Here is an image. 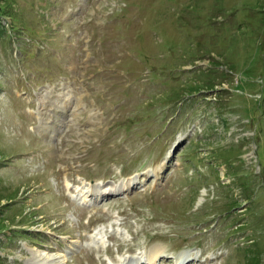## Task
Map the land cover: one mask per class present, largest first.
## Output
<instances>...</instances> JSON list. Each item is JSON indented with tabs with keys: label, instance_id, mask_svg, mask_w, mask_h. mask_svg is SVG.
I'll return each mask as SVG.
<instances>
[{
	"label": "rangeland",
	"instance_id": "obj_1",
	"mask_svg": "<svg viewBox=\"0 0 264 264\" xmlns=\"http://www.w3.org/2000/svg\"><path fill=\"white\" fill-rule=\"evenodd\" d=\"M33 253L264 264V0H0V264Z\"/></svg>",
	"mask_w": 264,
	"mask_h": 264
},
{
	"label": "bare ground",
	"instance_id": "obj_2",
	"mask_svg": "<svg viewBox=\"0 0 264 264\" xmlns=\"http://www.w3.org/2000/svg\"><path fill=\"white\" fill-rule=\"evenodd\" d=\"M44 100V101H43ZM42 101L46 104L45 106H41L40 105V109H39V116L38 117H40L41 118V120H44V119H46L48 116H50V114L48 113V112H50L49 111V109H50V107H52V106H50V105H48L49 107H48V112L45 114V113H43V114H41L40 112L42 111H44V110H46L47 111V101L45 100V98L43 99ZM52 105V104H51ZM42 107V108H41ZM44 108V109H43ZM60 112V111H59ZM51 113V112H50ZM74 115H75V112H73L72 113V117H74ZM54 116V117H53ZM57 116V112H52L51 113V117H53V119H55V117ZM72 117L71 118H69V120L70 119H72ZM52 120V119H51ZM57 120H59V119H57ZM50 121V119L48 118L46 121H41L45 126V129H46V126L48 125V126H50L51 124H52V122H51V124L49 125V122ZM55 121V120H54ZM53 121V122H54ZM48 123V124H47ZM43 127V128H44ZM52 130H54V124L53 125H51V127L49 128V130H47L48 132H52ZM46 134V133H45ZM44 134V135H45ZM84 187H86V186H84ZM84 187L83 188H81L80 190H78L77 191V194L76 195H74L73 197H79V199L81 200V202L82 203H84V204H86V202L88 201L87 199H88V197H89V195L90 194H92L93 192H94V190L95 189H98L99 191H103V192H107V190L109 191V192H111L110 190L112 189L111 187H109L108 189L107 188H105V187H103V185H102V183H99V182H97V183H91V184H89V187H93V188H88L87 190H84ZM122 187H120V189H121ZM100 194H102V193H100ZM103 194H105V193H103ZM107 194V193H106ZM72 196V195H71ZM93 233H96V232H93ZM99 233V232H98ZM97 233V234H98ZM100 235V234H99ZM90 236V235H89ZM102 238V237H101ZM100 240V239H99ZM98 244V243H97ZM97 248V247H96ZM150 252H148V255L146 256L147 257V260H148V262H149V260L150 261H152V260H154V258L157 256V254H159V252H162L161 251V248L160 247H158V246H154V247H152L150 250H149ZM36 257L34 258V259H31L30 260V264H57L58 263V259L57 258H50V257H48V256H45V257H43V256H41V254H35V253H33ZM180 256H182V255H180ZM45 259V260H44ZM119 259H120V257H119ZM187 259V258H186ZM177 260V259H176ZM122 263L121 264H134V260H131L130 259V261L128 260V262H126L125 263V259H122ZM141 261V260H140ZM62 262V261H61ZM142 262V261H141ZM146 262V261H145ZM187 262H190L189 261V259L187 260ZM175 264H178V260L176 261V263Z\"/></svg>",
	"mask_w": 264,
	"mask_h": 264
}]
</instances>
